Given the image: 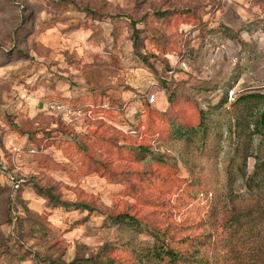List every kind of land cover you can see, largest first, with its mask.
<instances>
[{
	"label": "rangeland",
	"instance_id": "374dc122",
	"mask_svg": "<svg viewBox=\"0 0 264 264\" xmlns=\"http://www.w3.org/2000/svg\"><path fill=\"white\" fill-rule=\"evenodd\" d=\"M263 116L264 0H0V264H264Z\"/></svg>",
	"mask_w": 264,
	"mask_h": 264
},
{
	"label": "trees",
	"instance_id": "16d2710c",
	"mask_svg": "<svg viewBox=\"0 0 264 264\" xmlns=\"http://www.w3.org/2000/svg\"><path fill=\"white\" fill-rule=\"evenodd\" d=\"M263 122H264V116H263ZM257 161H258V164L256 167L259 170L264 172V159H259ZM44 193H46V196L51 201V203L53 202L57 203V204H54V206L56 207L61 206V207H76L77 209H81V208L87 209V210L91 209L90 206L86 204H70V203L62 202L58 200L50 190H46ZM114 220L116 223L127 224L130 227H135V228L140 227V222L134 219L133 217H131L130 215L117 216L116 218H114ZM155 237H157L156 234H155ZM161 249L162 247L160 246L155 247L154 256L156 258L161 259V260L168 259L169 264H188L189 263L188 257L181 254L180 252L172 248L171 249L167 248V249H162V250Z\"/></svg>",
	"mask_w": 264,
	"mask_h": 264
},
{
	"label": "built area",
	"instance_id": "2783aa9c",
	"mask_svg": "<svg viewBox=\"0 0 264 264\" xmlns=\"http://www.w3.org/2000/svg\"><path fill=\"white\" fill-rule=\"evenodd\" d=\"M152 100L154 101V97ZM58 110L61 111L62 108L59 107ZM32 152L34 153L35 151ZM7 179L11 186L14 188V190H19L23 186L24 180L19 178L15 174H9Z\"/></svg>",
	"mask_w": 264,
	"mask_h": 264
}]
</instances>
